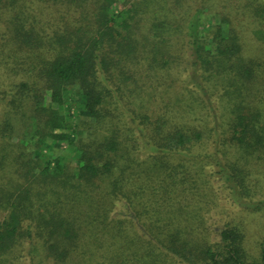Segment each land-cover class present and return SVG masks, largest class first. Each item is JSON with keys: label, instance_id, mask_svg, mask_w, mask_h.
<instances>
[{"label": "trees", "instance_id": "1", "mask_svg": "<svg viewBox=\"0 0 264 264\" xmlns=\"http://www.w3.org/2000/svg\"><path fill=\"white\" fill-rule=\"evenodd\" d=\"M115 1L98 0L92 18L71 11L59 36L46 32L59 18L35 25L27 5L9 18L10 50L28 54H12L2 72L13 79L0 85V264H251L239 229H222L223 244L199 231L200 202L209 176L249 205L264 161V0L194 1L186 29L165 32L166 21ZM183 2L166 0L179 19ZM179 40L185 92L157 106L158 85L143 78L173 74ZM118 202L128 218L113 214Z\"/></svg>", "mask_w": 264, "mask_h": 264}, {"label": "rangeland", "instance_id": "2", "mask_svg": "<svg viewBox=\"0 0 264 264\" xmlns=\"http://www.w3.org/2000/svg\"><path fill=\"white\" fill-rule=\"evenodd\" d=\"M194 1H197L195 3H198V5L203 4V0H184L182 6L178 7V10H181V12L183 13L180 16H184V18L182 19H179L173 15V13L166 5V0H141V2H136V0H116V5L114 6H117L118 10L131 9L132 11H141L142 9L149 11L152 15L158 17L160 21L167 22V25L163 29H161L162 32H165L167 29L173 28V25L174 27H176L177 24L183 25L182 29H186V25H188V19H186V15L188 12L187 10L195 6V4L192 5ZM100 3L98 2V0H67L64 4L54 1L45 2L40 0H31L30 2L27 1V3L25 4V0H0V67H2V69H0V85L4 83L9 84L13 79V75L10 74V72L9 74H5L4 72H2L6 67L17 65V61L19 60H15V57L12 56V54L15 55L16 53L15 56L18 58H25V56L28 54L26 50L15 51V53L10 50L14 43V33L9 32L8 28L11 24H9L8 21L13 14L14 8L18 11H21L22 9V11H24L25 13H28V9V11L31 12V14H29L30 18L28 19V22L33 21L32 19L35 17L37 19V23H34L35 25H38L40 21V23H44L51 17H53L51 20H53L54 17H56L57 19L59 18L60 20L56 23H53L55 21L54 19V21H48L46 25V27H48L46 29L47 33H52L54 30H56L59 36L61 35V33L69 34V31H66L64 27L60 29L58 25H64L63 22L69 20L71 23L73 22V19L75 18H70L71 11L75 12L73 13V15L78 13L79 11L83 14H86L89 9L91 12H93L88 18H92V15L97 16L96 11L100 8ZM78 6H80V8ZM59 9H63L64 12L68 11L70 13H68L67 15V12H65L64 14L66 15V18L61 19L60 13L58 12ZM116 11L117 8H115V12ZM136 16H138V14ZM145 16L146 15H143V18ZM139 23L143 26H141V28H137L136 31L137 33H140L138 35V38H142L145 33V22L143 20H140ZM149 24L150 20L148 21V25ZM182 29H180V31L183 32ZM180 31L173 30L172 33H175L176 35L177 33H181ZM171 50L175 52L176 55V63L170 71V73L173 74H171L170 76H167L168 74H166L164 76L161 71H157L156 73L152 71L143 78L145 81H147L148 87L150 88H152V85L154 87L158 85V87L155 88V90L157 91V93L155 94V102L157 103V106L159 105L160 101H167L169 97H173L174 91H178L179 89L181 91L185 90L183 88L184 84L181 83L179 72L183 71L184 76L186 74V69L187 71L189 69L187 58H185V55L188 54L186 41L179 40V42L175 44V46L172 47ZM141 68L146 67L143 65ZM176 78L178 80L174 81ZM160 98L164 99L160 100ZM172 110L173 112L178 113L180 109L174 106ZM205 115L206 110H196V112L189 113V116H192L189 118L192 122L203 124ZM55 147L57 149V152L67 151V144H65V142H63V144L59 143ZM69 156H71V153ZM73 163H76L75 160L71 161L72 165H74ZM207 169H210V166H207ZM208 178L210 179V183L204 184L203 188L204 194L206 192V189L207 193L202 199L203 203L200 202V205H202L200 213L204 218V222L199 231H203L202 233L207 236L209 242H218L220 244H223L224 241L221 235L222 229L228 227L239 229L243 233V259L251 264L262 263V245L264 243V161L260 166H258V173H255L253 175V182L255 185H253L252 187L253 190L251 195L249 197H246V202H248L249 205L241 204L240 201L235 202L228 196V192L224 190L221 182L217 180V178L209 176ZM113 214L122 216V218H128L131 215L122 202L117 203ZM132 224H134V233H141L140 230L143 228L142 224H140L138 221L136 222V220ZM175 264L188 263L177 261L175 262Z\"/></svg>", "mask_w": 264, "mask_h": 264}]
</instances>
